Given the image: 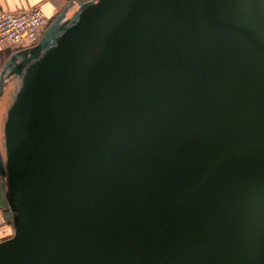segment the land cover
I'll return each instance as SVG.
<instances>
[{
  "label": "water",
  "instance_id": "obj_1",
  "mask_svg": "<svg viewBox=\"0 0 264 264\" xmlns=\"http://www.w3.org/2000/svg\"><path fill=\"white\" fill-rule=\"evenodd\" d=\"M66 15L13 73L0 264H264V0Z\"/></svg>",
  "mask_w": 264,
  "mask_h": 264
},
{
  "label": "crops",
  "instance_id": "obj_2",
  "mask_svg": "<svg viewBox=\"0 0 264 264\" xmlns=\"http://www.w3.org/2000/svg\"><path fill=\"white\" fill-rule=\"evenodd\" d=\"M86 1L89 0H0V10L22 11L33 7H41L51 21L65 10L67 14L66 17H72L78 10L79 3ZM45 31L46 29L43 31L42 37ZM37 44L31 45L24 43L20 45H11L9 43L0 42V129H2L4 125L7 111L13 101V91L16 87L15 80H13V73L21 64L23 58L18 55L23 51L33 48Z\"/></svg>",
  "mask_w": 264,
  "mask_h": 264
},
{
  "label": "built area",
  "instance_id": "obj_3",
  "mask_svg": "<svg viewBox=\"0 0 264 264\" xmlns=\"http://www.w3.org/2000/svg\"><path fill=\"white\" fill-rule=\"evenodd\" d=\"M50 20L41 9L33 7L22 11L0 10V42L11 45L37 44ZM0 230V244L13 235L4 236Z\"/></svg>",
  "mask_w": 264,
  "mask_h": 264
},
{
  "label": "flooded vegetation",
  "instance_id": "obj_4",
  "mask_svg": "<svg viewBox=\"0 0 264 264\" xmlns=\"http://www.w3.org/2000/svg\"><path fill=\"white\" fill-rule=\"evenodd\" d=\"M19 83V84H18ZM15 88L13 93L17 90V88L20 86V81L16 82ZM14 95V94H13ZM2 135V134H0ZM4 136V134L2 135ZM4 141L1 138V148L3 149ZM15 213L13 211V208L10 206V204L7 207L0 208V230L4 233H7L8 235H14L15 232ZM11 238V237H10Z\"/></svg>",
  "mask_w": 264,
  "mask_h": 264
},
{
  "label": "rangeland",
  "instance_id": "obj_5",
  "mask_svg": "<svg viewBox=\"0 0 264 264\" xmlns=\"http://www.w3.org/2000/svg\"><path fill=\"white\" fill-rule=\"evenodd\" d=\"M4 235V234H3ZM4 236H8V234L7 233H5V235Z\"/></svg>",
  "mask_w": 264,
  "mask_h": 264
}]
</instances>
